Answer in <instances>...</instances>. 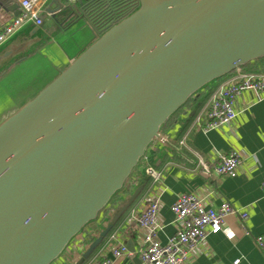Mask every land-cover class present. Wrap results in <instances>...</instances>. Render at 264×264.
Wrapping results in <instances>:
<instances>
[{"label": "water", "instance_id": "water-1", "mask_svg": "<svg viewBox=\"0 0 264 264\" xmlns=\"http://www.w3.org/2000/svg\"><path fill=\"white\" fill-rule=\"evenodd\" d=\"M138 2L0 123V264H53L87 232L84 264L144 192L146 184L128 193L104 231L87 230L154 143L179 152L164 125L217 81L264 59V0ZM16 9L0 0V17ZM45 12L59 30L76 15L59 0ZM54 37L35 25L16 34L0 49V77Z\"/></svg>", "mask_w": 264, "mask_h": 264}, {"label": "crops", "instance_id": "crops-1", "mask_svg": "<svg viewBox=\"0 0 264 264\" xmlns=\"http://www.w3.org/2000/svg\"><path fill=\"white\" fill-rule=\"evenodd\" d=\"M51 1H47L46 7ZM59 1L64 7L71 6L74 9L76 15L73 21L68 27L63 26L60 30L56 29L51 23L53 17L44 10L41 28L47 33L54 32V42L42 48L39 47V51H34L30 56L20 59L8 68L0 77V96L1 93L9 95V81H4L9 78V70L12 72L15 67L27 61L32 55H38L33 62L40 60L36 58H46V54L52 55L51 59L46 58L49 65L45 67L37 65L31 69V74H35V77L46 79L54 74L58 75V70L65 69L93 42L94 32L89 28L83 16L84 8L77 5L78 0ZM15 3L18 5L15 13L0 17V31L20 14V0H15ZM69 29L71 31L67 32ZM44 73L47 75L45 76ZM34 84L36 87L38 83L35 81ZM205 97L203 96L201 102ZM209 100L207 99L196 117L195 108L185 113L184 117H188L191 121L188 126L186 122H178L168 133L163 134L164 139L176 147L180 153L171 150L163 141H156L149 149L146 158L141 161L142 165L140 164L141 167L135 175L131 188V192H134L142 184H147L142 196L125 214L104 244L84 264H91L99 256L113 259L111 243L114 240L125 245L128 253L131 254V256L125 255L115 260L114 264H136L134 260L138 257L144 236L138 224V218L153 197L159 200L160 206L159 240L163 244L167 243L180 229L172 207L184 194L196 195L204 201L207 207L215 210L227 201L235 209L248 214L245 222L246 230L243 228L240 215L227 216L224 231L210 236L193 252L187 264H234L237 260H240L239 264H264V253L257 246V238L264 235V193L261 186L264 180V99H260L252 91H247L237 101L238 115L233 122L204 132L202 127ZM13 105L19 109L17 103ZM1 120L0 123L4 121ZM184 139L186 143L181 144ZM233 151H237L242 160L238 176L229 178L215 175L213 167L219 162V157ZM203 165L211 168V171L208 172ZM149 166H153L161 173V179L157 183L147 176L146 169ZM129 196H131L130 193ZM129 196L122 199L120 204L125 203ZM113 212L111 211L109 216L100 222L99 227H91L88 230L104 231L109 225ZM92 241L93 238H88L85 232L56 261L57 264H79L82 255L88 250Z\"/></svg>", "mask_w": 264, "mask_h": 264}, {"label": "built area", "instance_id": "built-area-1", "mask_svg": "<svg viewBox=\"0 0 264 264\" xmlns=\"http://www.w3.org/2000/svg\"><path fill=\"white\" fill-rule=\"evenodd\" d=\"M48 0H20V14L0 31V49L16 34L35 25L42 27V13ZM76 1V0H69ZM247 91L254 92L260 99H264V74L245 73L242 68L236 70L222 84H220L206 107L205 121L202 127L204 132L218 129L233 122L237 117L236 104L238 99ZM199 121V119H198ZM185 139L181 144H185ZM242 165L241 156L237 151L221 155L219 162L213 167V173L220 177L235 178ZM203 167L210 172L211 168ZM147 176L157 183L161 173L153 166L146 169ZM264 193V180L262 181ZM160 206L157 198H152L149 205L138 218V224L143 231V242L138 257L143 264H187L190 256L212 235L224 231L225 218L238 214L246 230L245 222L248 214L239 211L224 201L218 210L209 208L204 201L193 194H184L179 197L172 207L176 222L180 225L178 232L167 243L159 240L160 225L158 221ZM257 246L264 253V235L257 238ZM113 259L99 256L91 264H114L115 260L128 253L125 245L114 240L111 243ZM240 260L234 264H239Z\"/></svg>", "mask_w": 264, "mask_h": 264}, {"label": "trees", "instance_id": "trees-1", "mask_svg": "<svg viewBox=\"0 0 264 264\" xmlns=\"http://www.w3.org/2000/svg\"><path fill=\"white\" fill-rule=\"evenodd\" d=\"M77 5L82 6V8H84L83 16H85V20L89 28L93 30L94 39H95L99 37L100 34L106 28H108L112 23H117L121 21L123 18L127 17L128 15L133 13L136 9H138L139 2L138 0H78ZM41 60L43 59H40L39 61ZM27 70H29V67L25 70H22L21 72H25L26 74ZM242 70L245 73H250V74H264V59L259 60L255 63H251L243 67ZM29 72L30 74L29 77H27V79H22L21 77H19V80L17 81L18 83L21 84L19 85V87L21 86V88H19V92H18L20 95L15 96V94L12 93L13 97H18L20 99L17 102L18 108L24 105L27 101L31 100L36 94H38L39 91H41L44 87H46L52 80H54L58 76L57 74H54L46 79H42L41 77H35V74H31L32 71ZM44 74L45 76L47 75L46 73ZM231 75L232 74L214 83L212 87L203 91L199 97L192 98L178 113H176L164 125L162 129V133L163 134L168 133L173 128V126L176 125L178 122H186L188 126L191 121L189 120L188 117L187 118L184 117L185 113L188 112L189 109L195 108L194 111L196 112L195 114L196 117V115L199 113L201 108L204 106L207 99H210L213 93L215 92L217 85L223 82L224 80L228 79ZM35 80H38L37 82L38 84L36 87H35L36 84H34ZM28 85L31 86L30 91H26V87ZM203 96L206 97L204 98L203 102H201ZM131 188H128L125 194L131 193ZM122 194L123 192L117 194L113 198V200L111 201L108 207V210H106L105 212V215L110 214L111 211H114L120 205Z\"/></svg>", "mask_w": 264, "mask_h": 264}, {"label": "rangeland", "instance_id": "rangeland-1", "mask_svg": "<svg viewBox=\"0 0 264 264\" xmlns=\"http://www.w3.org/2000/svg\"><path fill=\"white\" fill-rule=\"evenodd\" d=\"M94 40H96V38L92 39V41H94ZM43 56H44V54H43ZM35 57H38V55H32L29 59H27V61H25L24 63H22L19 66L15 67V69L12 72H11V70H9V78L8 79L6 78L7 80L4 79V81H9V83H8V86H9L8 93H9V95L1 93L2 95L0 96V120L1 119L4 120L6 117L12 115V113H14V111L17 109V107H14L13 103H17L20 99L18 97H13L12 93H14L15 96H19L20 95L18 92H19V88H21V86L19 87V85H21V84L17 82L19 80V77H21L22 79H27V77H29V74H30L29 71H31L32 67H37V65L38 66L39 65H44L48 61V60H46V58L49 57L51 59L52 55L51 54H46L45 55L46 58H44V57L37 58L38 60L39 59H44V60L33 62ZM47 65L48 64H45L44 67L47 66ZM28 67H29V70H27L26 74H25V72H21L22 70H25ZM35 81L38 82V80H35ZM30 90H31V86L28 85L26 87V91H30ZM141 165H139V167H141ZM139 167L133 172L132 176L128 179L127 184H126L124 190L122 191L123 194H122L121 197H122L123 200H124V198L126 196H128L127 194H125L126 190L128 188H131V186L133 185L134 180H135V175L138 173L137 171H138ZM106 210H108V207L105 209V211H103L101 213L98 221L95 222L94 224L90 225L87 228V230L90 229L91 227H99L100 222H103L105 220L104 218H107L109 216V214L105 215ZM54 264H57V262H55Z\"/></svg>", "mask_w": 264, "mask_h": 264}, {"label": "flooded vegetation", "instance_id": "flooded-vegetation-1", "mask_svg": "<svg viewBox=\"0 0 264 264\" xmlns=\"http://www.w3.org/2000/svg\"><path fill=\"white\" fill-rule=\"evenodd\" d=\"M35 51H39V50L37 49V50H35Z\"/></svg>", "mask_w": 264, "mask_h": 264}]
</instances>
